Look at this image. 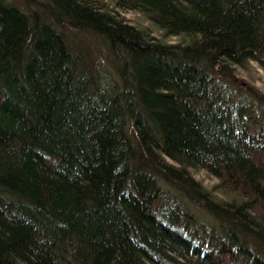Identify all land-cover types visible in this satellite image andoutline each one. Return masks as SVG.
<instances>
[{
	"label": "trees",
	"instance_id": "1",
	"mask_svg": "<svg viewBox=\"0 0 264 264\" xmlns=\"http://www.w3.org/2000/svg\"><path fill=\"white\" fill-rule=\"evenodd\" d=\"M18 1L0 264H264V0Z\"/></svg>",
	"mask_w": 264,
	"mask_h": 264
},
{
	"label": "rangeland",
	"instance_id": "2",
	"mask_svg": "<svg viewBox=\"0 0 264 264\" xmlns=\"http://www.w3.org/2000/svg\"><path fill=\"white\" fill-rule=\"evenodd\" d=\"M9 1H17V3L20 4V1H18V0H9ZM128 16H130V15H128ZM254 66H255V71L253 72L252 76L248 75L247 73H241L242 85L244 88L245 87L249 88V87L255 86L264 93V71L257 64H254ZM244 93L246 95H248L246 92H244ZM194 176H195L196 180L202 182L205 186H207L209 188H213L216 184L219 183V180L217 178H215L214 176L210 175L207 171L194 173ZM202 219L206 223L216 226L214 221L212 219H210L209 217H207L206 215H203Z\"/></svg>",
	"mask_w": 264,
	"mask_h": 264
}]
</instances>
